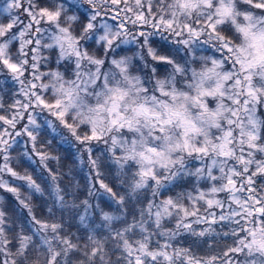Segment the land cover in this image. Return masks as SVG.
<instances>
[{
  "label": "snow or ice",
  "instance_id": "1",
  "mask_svg": "<svg viewBox=\"0 0 264 264\" xmlns=\"http://www.w3.org/2000/svg\"><path fill=\"white\" fill-rule=\"evenodd\" d=\"M0 190V264H264V0H0Z\"/></svg>",
  "mask_w": 264,
  "mask_h": 264
},
{
  "label": "trees",
  "instance_id": "2",
  "mask_svg": "<svg viewBox=\"0 0 264 264\" xmlns=\"http://www.w3.org/2000/svg\"><path fill=\"white\" fill-rule=\"evenodd\" d=\"M0 203H7L11 199V194L3 192L0 190Z\"/></svg>",
  "mask_w": 264,
  "mask_h": 264
}]
</instances>
